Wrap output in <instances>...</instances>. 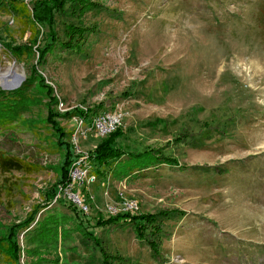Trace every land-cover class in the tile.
I'll return each instance as SVG.
<instances>
[{"label": "rangeland", "instance_id": "obj_1", "mask_svg": "<svg viewBox=\"0 0 264 264\" xmlns=\"http://www.w3.org/2000/svg\"><path fill=\"white\" fill-rule=\"evenodd\" d=\"M86 1L82 16H55L63 42L67 26L87 29L81 51L54 44L43 63L49 28L0 9V72L24 74L16 90H0H20L34 72L53 89L30 86L0 130V264H264V0ZM79 107L91 118L122 113L116 146L151 149L156 163L122 180L97 177L80 189L89 212L76 215L67 195L46 203L61 135L74 133L67 114ZM102 139L90 130L80 150ZM121 198L139 204L130 219H148L115 225L107 208ZM39 206L31 228L48 209L69 217L55 252L18 229ZM10 230L19 262L8 253Z\"/></svg>", "mask_w": 264, "mask_h": 264}, {"label": "trees", "instance_id": "obj_2", "mask_svg": "<svg viewBox=\"0 0 264 264\" xmlns=\"http://www.w3.org/2000/svg\"><path fill=\"white\" fill-rule=\"evenodd\" d=\"M88 5L89 3L86 0H29V3H23L22 0L21 3H18L16 0H0L1 10L6 12L7 10H9L10 12L15 13L16 15L25 18L26 22L32 24L33 27L46 26L51 31L49 45H47L44 49H41L39 53L41 63H43V61L48 57L51 51L50 49L55 46L54 44H57V46H60V48H66L68 51L71 52L81 51L82 45L86 43L85 37L86 34H88L87 29L76 27L73 25L67 26L65 30L67 41L63 42L58 39L54 31L56 23L55 16L58 13L64 15L68 12L71 13V15L76 14L74 16H77L78 14V16H82V14H85L88 10H90V7L92 5L89 7ZM79 10L84 13H80ZM258 18V23H260L264 28V6L260 11ZM8 49L12 54L16 55L17 58H22V56H24L23 51L21 52L19 49H15L13 47H8L7 50ZM34 75L39 77L37 81H33L36 78L34 77ZM34 75L33 78L24 83V87H22L20 90L10 93H6L0 90V97L5 98L0 101V130L4 129V127H7L8 123L11 122L10 119H12V115L18 109H16L18 100L22 96L23 92L28 90L30 86V89H35L34 86H37V84H39L40 87L49 90V92L53 94V89L47 84H45V80L41 76L37 75L36 72H34ZM10 96H14V98H11ZM52 101L55 103L56 106H58L59 100L57 97L52 96ZM90 113H92V111L90 110H88V113L85 114L79 109H74L72 112L67 114V117L71 119L75 116L87 118ZM71 136V133L65 134L64 132L61 135L62 139H60L58 146L61 149L63 161L57 168L58 180L49 192L50 194L47 198L48 202L46 203L47 206L51 205V203L56 199L59 189L63 186H66L70 182L69 172L75 160V147L71 142ZM122 136L123 135L120 132V129H118L114 133L107 136L106 139H102V142L99 143V145L92 152H90L91 161L94 164V173L97 177H103L108 172L110 173L111 177L122 180L124 178L133 177L134 172L142 173L144 172V170L148 169L149 166L152 167L153 163H156L154 152L151 149L147 151L145 150V152L142 153L143 155L137 154V156L136 152L126 151L121 147H117V140ZM127 156L128 158H126ZM13 161L14 160L5 159L3 160V165L21 168L19 167L20 165L15 164ZM70 207H72L76 215L77 213L81 214L76 206L72 205ZM40 211L41 206L37 207L34 213L28 219L29 221L21 225L18 229L22 230L23 233L25 232V238L29 244L33 246L35 245L39 248H49V250L53 249L55 252V246L57 245L58 239L60 237L64 238L63 232L67 231L66 227L69 221V217L66 215L56 214L51 209H48L43 218L38 220L35 226L31 228V225L34 224L36 216L39 214ZM131 216L132 215L130 214H122L115 216L113 220L115 222V225L122 223L131 224L133 220H137L136 222H140L139 225H142V221L148 219L146 217H135L134 219H130ZM157 222H159V220H157ZM77 231L81 236H90L89 238L91 240L94 239L93 236L89 232L83 230L81 226ZM15 233L17 234V230H10V233L7 235L6 238V242L8 247H11L9 248L10 251L8 252L9 256L14 262H19L20 247L18 243L14 241L16 236ZM57 260L58 257H55L53 258V261L51 263ZM114 261L113 263H110L109 257L103 259L104 264H114Z\"/></svg>", "mask_w": 264, "mask_h": 264}, {"label": "built area", "instance_id": "obj_3", "mask_svg": "<svg viewBox=\"0 0 264 264\" xmlns=\"http://www.w3.org/2000/svg\"><path fill=\"white\" fill-rule=\"evenodd\" d=\"M63 107V105H60ZM88 113L86 108H77ZM70 110L66 109L65 112ZM89 115V114H88ZM90 115L86 117L75 116L72 118L74 122V133L71 136V142L75 149V160L70 168V182L59 189L57 199L60 195H67L70 203L76 206L81 214H87L89 208L80 196V189L90 186L97 181L94 173V164L91 161L90 153L80 150L81 138H86L88 132L93 130L101 138H106L110 134L120 129L124 116L119 111L105 112L97 116ZM139 204L137 201L121 198L117 203L109 206L107 212L110 216H118L122 214L134 215L139 212Z\"/></svg>", "mask_w": 264, "mask_h": 264}, {"label": "bare ground", "instance_id": "obj_4", "mask_svg": "<svg viewBox=\"0 0 264 264\" xmlns=\"http://www.w3.org/2000/svg\"><path fill=\"white\" fill-rule=\"evenodd\" d=\"M23 78V73L13 67H9L7 70L0 72V87L10 89L19 85Z\"/></svg>", "mask_w": 264, "mask_h": 264}, {"label": "water", "instance_id": "obj_5", "mask_svg": "<svg viewBox=\"0 0 264 264\" xmlns=\"http://www.w3.org/2000/svg\"><path fill=\"white\" fill-rule=\"evenodd\" d=\"M22 82V81H21ZM21 82H20V84H21ZM20 84L19 85H17V86H15V87H12V88H10V89H5V88H2L3 90H5V91H12V90H16L18 87H20Z\"/></svg>", "mask_w": 264, "mask_h": 264}]
</instances>
